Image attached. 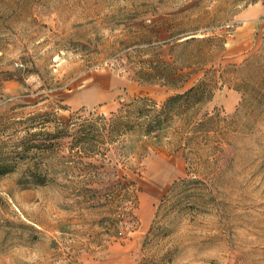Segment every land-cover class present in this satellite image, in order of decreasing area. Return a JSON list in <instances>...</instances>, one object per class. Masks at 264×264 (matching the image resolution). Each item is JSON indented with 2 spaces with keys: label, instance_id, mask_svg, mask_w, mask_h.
<instances>
[{
  "label": "rangeland",
  "instance_id": "rangeland-1",
  "mask_svg": "<svg viewBox=\"0 0 264 264\" xmlns=\"http://www.w3.org/2000/svg\"><path fill=\"white\" fill-rule=\"evenodd\" d=\"M0 264H264V0H0Z\"/></svg>",
  "mask_w": 264,
  "mask_h": 264
},
{
  "label": "crops",
  "instance_id": "crops-1",
  "mask_svg": "<svg viewBox=\"0 0 264 264\" xmlns=\"http://www.w3.org/2000/svg\"><path fill=\"white\" fill-rule=\"evenodd\" d=\"M102 98L100 89L96 86L83 87L76 95L72 97V102L77 100L80 105H93Z\"/></svg>",
  "mask_w": 264,
  "mask_h": 264
},
{
  "label": "trees",
  "instance_id": "trees-1",
  "mask_svg": "<svg viewBox=\"0 0 264 264\" xmlns=\"http://www.w3.org/2000/svg\"><path fill=\"white\" fill-rule=\"evenodd\" d=\"M155 72H158V73H159V69L156 68V69H155ZM160 72H161V71H160ZM158 73H157V74H158ZM158 76H161V78H163V79L168 78V79H166L167 81L174 82L173 79H172V77H170L169 74H167V75H158ZM197 89H198V88H196V87H192V88H190L189 90H187V91L184 92V93H181V94L175 95L174 97H172V100H174V99H178V98H183V99H185V98L191 96L193 93H195V91H197ZM126 126H127L126 123H124L123 128H125V129H126V128H130V127H126Z\"/></svg>",
  "mask_w": 264,
  "mask_h": 264
}]
</instances>
